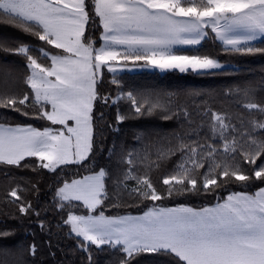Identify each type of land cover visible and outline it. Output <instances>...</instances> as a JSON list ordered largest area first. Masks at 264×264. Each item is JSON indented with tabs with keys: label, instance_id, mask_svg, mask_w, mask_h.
Instances as JSON below:
<instances>
[{
	"label": "snow or ice",
	"instance_id": "1",
	"mask_svg": "<svg viewBox=\"0 0 264 264\" xmlns=\"http://www.w3.org/2000/svg\"><path fill=\"white\" fill-rule=\"evenodd\" d=\"M0 25L41 42L0 37V54L20 57L24 68L23 87L15 88L9 66L0 65V165L57 177L41 208L39 180L5 172L0 217H35L49 237L53 227L66 230L83 264H101L100 256L103 264H264V79L221 92L231 102L225 108L210 92L127 87L116 75L137 68L221 75L225 65L213 54L174 50L209 38L226 53L264 55L256 44H264V0H0ZM105 70L114 93L100 90ZM98 104L115 107V125L107 126L116 131L145 116L176 128L139 130L138 146L113 144L107 165L92 167L96 121L104 119ZM9 113L50 123L14 124ZM72 165L89 174L59 178ZM234 185L257 190L216 195ZM207 195L216 202L163 203ZM106 206L140 214L106 215ZM50 212L59 220L48 221ZM15 235L0 228V264H29L25 253L36 264L37 245L10 244Z\"/></svg>",
	"mask_w": 264,
	"mask_h": 264
},
{
	"label": "trees",
	"instance_id": "2",
	"mask_svg": "<svg viewBox=\"0 0 264 264\" xmlns=\"http://www.w3.org/2000/svg\"><path fill=\"white\" fill-rule=\"evenodd\" d=\"M89 34L98 38L100 35L99 28L89 29ZM18 38L24 40L30 44L38 45L41 42L35 41L34 38L27 36L13 29L9 26L0 25V37ZM257 46L264 47L259 41L256 42ZM180 54H203L211 53L213 54L225 68L223 69V74L215 76H198L192 72L181 73L178 70H167L159 71L152 69H140L137 71H127L122 73H117V78L121 80L122 84L127 87H137V88H155L170 92H181L186 90L199 89L205 92L212 93V97L215 101L216 107L229 108L231 102H222L219 99V94L228 88H235L237 86L254 84L259 86L262 79H264V55H242L238 53H226L222 51V45L218 41L212 39H206L201 43V45L192 48H180L176 50ZM7 64L9 70L12 73L9 79V85L15 88H22V77H23V64L20 57L16 56H5L0 54V65ZM0 79H3V74L0 73ZM112 79V74L108 73L106 70L104 72V79L101 85L102 93L115 92V86L110 83ZM207 99V98H206ZM182 102L185 103H199V100H191L190 98L182 97ZM121 107H126V102H121ZM101 112L104 114L103 120L96 121V134H95V147H94V157L92 162V167L105 166L107 165L108 149H110L113 144L125 145V146H138L134 141V134L139 130H156L161 133H170L176 128V123L174 121H163L158 116H145L139 119H130L120 124L119 131L115 130L114 127H108L107 125H115V115L116 109L111 106H103L102 104L97 105L96 115L100 116ZM8 118L12 123H31L36 127H43L50 122L41 120H27L25 118L19 117L15 113H9ZM155 138L148 142H152ZM32 159V158H29ZM9 173V179L11 177H18L23 174L33 180H39L42 185L41 191V208L46 207L50 204L52 196L50 189L55 185L57 177L51 173H47L46 170L40 176L32 173L30 170L26 169H15L8 168L7 166L0 165V188L8 186V179L5 178L4 173ZM89 174L88 169L84 167H79L76 165L68 166L60 172L59 178L61 179H79L80 177ZM112 181H109V187L111 189ZM248 191L255 192L256 186L251 185L247 188L241 186H230L227 191L220 190L216 195L226 196L230 191ZM111 195V192H110ZM216 199L212 195L207 196H193V197H177L174 200H165L163 203L166 206H173L175 203H186L192 206H202L208 204H214ZM35 203V201H34ZM11 211L12 209H8ZM126 212H131L132 214H140V211L135 208H112L111 206H106V215H116L124 214ZM48 221L59 220L55 213H49L47 217ZM5 226L12 228L16 235L9 238V243L24 245L35 243L37 245V255L34 258L36 264H83L82 257L78 253H73L70 248L75 243L73 240L68 239L66 236V230L59 232L55 227H53V235L49 237L46 232H42L37 226V221L35 217L24 219L23 222L13 221L12 219H6L0 217V228ZM59 232V234H57ZM49 241L51 242V248H49ZM55 252V256L51 255V252ZM67 253V255H66ZM25 256L29 260V264L33 260L32 257H28L27 253ZM7 259L11 260V257ZM105 257L100 256L99 260L103 264Z\"/></svg>",
	"mask_w": 264,
	"mask_h": 264
},
{
	"label": "rangeland",
	"instance_id": "3",
	"mask_svg": "<svg viewBox=\"0 0 264 264\" xmlns=\"http://www.w3.org/2000/svg\"><path fill=\"white\" fill-rule=\"evenodd\" d=\"M186 47L187 46H177L174 50L176 51L177 49L186 48ZM140 69H144V68H137V69H134L132 71H137V70H140ZM146 69L159 70V69H153V68H146ZM159 71H161V70H159ZM165 71H167V70H165ZM161 72H163V71H161ZM118 73H122V72H118Z\"/></svg>",
	"mask_w": 264,
	"mask_h": 264
}]
</instances>
